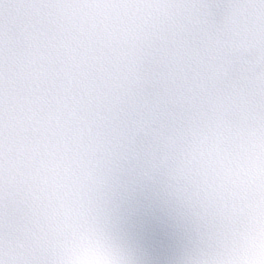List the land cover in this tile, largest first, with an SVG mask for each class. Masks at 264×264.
I'll return each instance as SVG.
<instances>
[{
  "label": "snow or ice",
  "instance_id": "snow-or-ice-1",
  "mask_svg": "<svg viewBox=\"0 0 264 264\" xmlns=\"http://www.w3.org/2000/svg\"><path fill=\"white\" fill-rule=\"evenodd\" d=\"M0 264H264V0H0Z\"/></svg>",
  "mask_w": 264,
  "mask_h": 264
}]
</instances>
